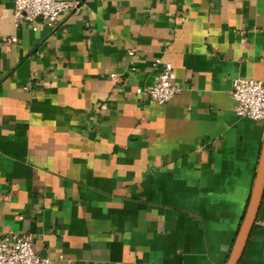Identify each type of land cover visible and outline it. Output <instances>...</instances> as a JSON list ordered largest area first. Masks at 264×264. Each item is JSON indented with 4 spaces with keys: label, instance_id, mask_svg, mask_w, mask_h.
Here are the masks:
<instances>
[{
    "label": "crops",
    "instance_id": "obj_1",
    "mask_svg": "<svg viewBox=\"0 0 264 264\" xmlns=\"http://www.w3.org/2000/svg\"><path fill=\"white\" fill-rule=\"evenodd\" d=\"M53 28L0 0V236L52 264H226L264 122L236 78L264 80V0H71ZM170 64L180 89L135 94ZM239 264H264V194Z\"/></svg>",
    "mask_w": 264,
    "mask_h": 264
},
{
    "label": "built area",
    "instance_id": "obj_2",
    "mask_svg": "<svg viewBox=\"0 0 264 264\" xmlns=\"http://www.w3.org/2000/svg\"><path fill=\"white\" fill-rule=\"evenodd\" d=\"M78 4L71 0H14L13 25L15 28L29 26L34 32L38 29V22H45L48 27L53 28L62 14H75ZM17 42L14 37L0 40V44L6 45ZM179 92L180 89L174 83L172 67L168 63L153 85L135 90L137 96L158 106L166 105ZM231 98L238 117L264 122V80L234 79ZM0 264H52V260L34 253L29 236L5 234L0 236Z\"/></svg>",
    "mask_w": 264,
    "mask_h": 264
},
{
    "label": "water",
    "instance_id": "obj_3",
    "mask_svg": "<svg viewBox=\"0 0 264 264\" xmlns=\"http://www.w3.org/2000/svg\"><path fill=\"white\" fill-rule=\"evenodd\" d=\"M264 194V136L255 180L252 186L250 197L239 226L236 238L230 249L229 258L226 264H239L244 254L251 232L257 220Z\"/></svg>",
    "mask_w": 264,
    "mask_h": 264
}]
</instances>
